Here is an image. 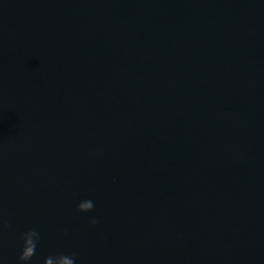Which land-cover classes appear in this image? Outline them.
<instances>
[{
    "label": "water",
    "instance_id": "1",
    "mask_svg": "<svg viewBox=\"0 0 264 264\" xmlns=\"http://www.w3.org/2000/svg\"><path fill=\"white\" fill-rule=\"evenodd\" d=\"M30 227L29 264H264V0H0V264Z\"/></svg>",
    "mask_w": 264,
    "mask_h": 264
},
{
    "label": "clouds",
    "instance_id": "2",
    "mask_svg": "<svg viewBox=\"0 0 264 264\" xmlns=\"http://www.w3.org/2000/svg\"><path fill=\"white\" fill-rule=\"evenodd\" d=\"M95 206L94 200L91 198L80 199L76 204V209L79 212H90ZM96 217L90 218V224H97ZM65 233L67 229L64 230ZM20 249L17 260L19 264H29L32 257L36 253L37 246L41 240L40 232L33 227L27 228L19 234ZM78 253L71 252H56L46 256L43 264H77Z\"/></svg>",
    "mask_w": 264,
    "mask_h": 264
}]
</instances>
